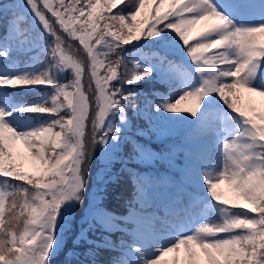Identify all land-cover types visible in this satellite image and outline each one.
<instances>
[{"label": "snow or ice", "instance_id": "snow-or-ice-1", "mask_svg": "<svg viewBox=\"0 0 264 264\" xmlns=\"http://www.w3.org/2000/svg\"><path fill=\"white\" fill-rule=\"evenodd\" d=\"M0 28V264H53L77 225L74 245L127 235L111 264H264V0H5ZM153 80L169 86L158 101L125 94ZM141 116L149 132L185 130L186 160L177 181L132 173L121 216L88 180L95 161L106 183L126 143L159 158L128 135Z\"/></svg>", "mask_w": 264, "mask_h": 264}, {"label": "trees", "instance_id": "trees-1", "mask_svg": "<svg viewBox=\"0 0 264 264\" xmlns=\"http://www.w3.org/2000/svg\"><path fill=\"white\" fill-rule=\"evenodd\" d=\"M0 2H5V0H0ZM8 3H14L15 0H6ZM23 2V0H20ZM151 7V5H146V9ZM115 11V10H114ZM32 23V17L29 13L28 22L25 27H30ZM3 34V29L0 28V35ZM73 48L79 47L78 42H72ZM145 52L151 51L150 49H144ZM82 54V51H81ZM114 58V57H113ZM172 59V57H169ZM23 57H21V62H23ZM129 61L131 57L128 58ZM131 68V63L128 64ZM70 76H65L64 79H68ZM44 86H39V89L34 92H22L21 95L25 100L36 99L43 90ZM132 88H139L146 95L148 100L154 102L158 101V95L154 93L167 94L169 91V86L167 83L160 82L158 80H153L150 82H138L134 85H127L125 87V94ZM144 106V97H140L137 101ZM185 106V105H184ZM151 111H155V103L150 106ZM128 115L133 116L131 108L127 109ZM138 128L145 129V135H137L136 131ZM150 128L149 121L146 117L141 116L133 119L132 126L128 131V135L134 140L138 141L142 145H146L153 149L156 153L160 154L159 158L156 159H136L133 158L135 153L132 150V144L126 143L121 152L118 154V158L111 164L110 171L105 175L104 181L106 183H96L94 177L97 171V162H93L92 175L88 180V188L90 192H95L96 195L102 197L100 206L106 208L109 212H114L117 215H127L128 205L127 201L133 196L134 188L132 181V173L139 172L142 174H149L152 176L160 175L167 179H173L181 173L184 167L186 155L184 148L183 132L185 130L179 131H164V132H149ZM173 143L179 145L178 149L173 150ZM18 150L24 151L23 145L18 143ZM25 170H32L30 161L24 162ZM93 188V191H91ZM87 203V198L85 199L84 205L79 206L78 217L83 214L85 205ZM79 230V226H76L75 231L66 236V241L63 248L58 252V254L53 259V264H92L93 259L96 264H111V261L120 255L118 251L121 239L128 240L127 235L120 231L104 232L101 233L99 230L95 233H88V237L91 240L97 241L98 243H104L103 237H107L110 244L115 245V249L102 246L95 248L93 245L88 244L85 241H80L79 244L74 245L73 239ZM73 250L77 255L73 257H68L66 254L69 250ZM89 249H92L95 256L85 255Z\"/></svg>", "mask_w": 264, "mask_h": 264}, {"label": "rangeland", "instance_id": "rangeland-1", "mask_svg": "<svg viewBox=\"0 0 264 264\" xmlns=\"http://www.w3.org/2000/svg\"><path fill=\"white\" fill-rule=\"evenodd\" d=\"M256 100H259L258 98H255ZM248 100H249V94L248 93H242V103H247L248 102ZM181 106H184V103L182 102V105ZM185 136H186V131H184V140H185ZM157 177H159V176H157ZM181 179V174L177 177V178H175V179H172L173 181H177V180H180ZM221 188L225 191V192H228L229 191V189H228V186L227 185H221ZM90 190V189H89ZM91 191H93V188H91ZM90 192V191H89ZM169 194V190L168 189H165V188H158L157 189V196L159 197V199H163L166 195H168ZM230 194V193H229ZM87 204H88V200H87V203H86V205H85V208L87 207ZM162 211H163V209L161 208L160 209V212H161V214H162ZM170 255V256H169ZM168 256H167V259H166V261L168 262V264H172V259H173V257L176 255L175 253H171V254H169ZM180 256H181V259L183 260V258H184V252L183 251H181V253H180ZM162 264H163V262H162Z\"/></svg>", "mask_w": 264, "mask_h": 264}, {"label": "bare ground", "instance_id": "bare-ground-1", "mask_svg": "<svg viewBox=\"0 0 264 264\" xmlns=\"http://www.w3.org/2000/svg\"><path fill=\"white\" fill-rule=\"evenodd\" d=\"M259 99V98H258ZM226 185V184H225ZM183 251V250H182ZM170 256V255H169ZM167 259V257H165V260Z\"/></svg>", "mask_w": 264, "mask_h": 264}]
</instances>
